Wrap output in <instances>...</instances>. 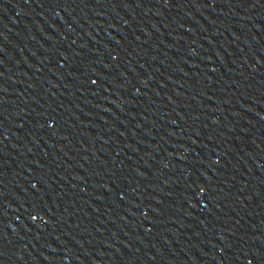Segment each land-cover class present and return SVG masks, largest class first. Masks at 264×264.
Here are the masks:
<instances>
[{
  "label": "water",
  "instance_id": "1",
  "mask_svg": "<svg viewBox=\"0 0 264 264\" xmlns=\"http://www.w3.org/2000/svg\"><path fill=\"white\" fill-rule=\"evenodd\" d=\"M0 264H264V0H0Z\"/></svg>",
  "mask_w": 264,
  "mask_h": 264
}]
</instances>
